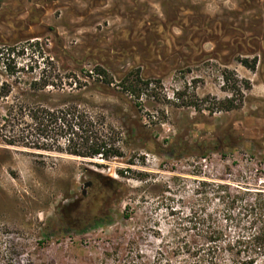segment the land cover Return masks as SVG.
I'll return each mask as SVG.
<instances>
[{"label":"rangeland","instance_id":"obj_1","mask_svg":"<svg viewBox=\"0 0 264 264\" xmlns=\"http://www.w3.org/2000/svg\"><path fill=\"white\" fill-rule=\"evenodd\" d=\"M254 57V71L240 63ZM95 66L111 94L84 99L142 127L110 161L0 137V264H176L198 181L264 195V0H2L0 84L13 95L41 76L89 85ZM68 72L78 81L55 77ZM126 78L137 95L122 93ZM228 98L235 108L220 110ZM205 208L222 222L219 204Z\"/></svg>","mask_w":264,"mask_h":264},{"label":"trees","instance_id":"obj_2","mask_svg":"<svg viewBox=\"0 0 264 264\" xmlns=\"http://www.w3.org/2000/svg\"><path fill=\"white\" fill-rule=\"evenodd\" d=\"M1 2L2 0L0 4ZM240 63L254 71L257 59H242ZM5 71L10 77L17 76V72L10 67L5 68ZM55 77L72 78L77 82L79 76L68 72ZM82 78L92 81L89 85L79 81L76 85L64 87L49 83L41 76L29 82L23 81L15 95L12 84L2 81L0 137L3 142L7 146L63 153L81 159L110 161L122 158L125 137L139 132L138 128L142 127L141 120L138 121L139 125L135 124L124 114L121 128H118L106 115L96 112L92 102L84 99L85 89L101 94L110 93L114 79L106 69L95 66L85 72ZM225 81L228 83L229 78L225 77ZM139 85L126 78L119 86L123 94L137 95ZM219 104L224 105L220 110L235 108L231 98ZM139 139L142 142L144 137L140 135ZM220 144L222 142H216V152H220ZM206 156V153H202L199 158L204 159ZM194 192L199 197L201 207L183 217L184 239L171 253L181 258L176 264H258L262 260L264 263L263 193H230L227 185L206 181H198ZM209 202L221 206L224 224L216 214L206 211L205 206ZM241 216L247 219L244 226L237 224ZM228 221L234 224L231 236L227 234ZM166 262L173 264L171 261Z\"/></svg>","mask_w":264,"mask_h":264},{"label":"flooded vegetation","instance_id":"obj_3","mask_svg":"<svg viewBox=\"0 0 264 264\" xmlns=\"http://www.w3.org/2000/svg\"><path fill=\"white\" fill-rule=\"evenodd\" d=\"M91 186V183L87 184L86 187H90Z\"/></svg>","mask_w":264,"mask_h":264}]
</instances>
